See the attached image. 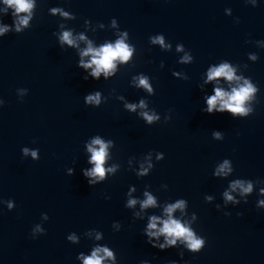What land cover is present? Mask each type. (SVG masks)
<instances>
[{
  "label": "water",
  "instance_id": "water-1",
  "mask_svg": "<svg viewBox=\"0 0 264 264\" xmlns=\"http://www.w3.org/2000/svg\"><path fill=\"white\" fill-rule=\"evenodd\" d=\"M54 6H63L77 18L51 14ZM6 7L0 0V21L13 25L12 31L0 37V98L5 101L0 108V264H79L78 253L87 252L95 239L94 234L89 239L83 233L92 228L104 233L103 243L116 251L120 264H140L144 259L151 264L173 260L179 264H264V206L256 208L264 199L258 191L264 187V0H255V6L253 0H34L29 27L19 33L14 30V9L5 12ZM113 17L130 33L126 42L136 47L133 59L118 65L113 78L104 80L102 75L99 81L84 80V71L77 67L79 50L67 45L60 48L53 33L84 32L99 46L118 38L120 29L110 26ZM85 19L106 26L87 27ZM159 33L171 49L150 42L149 37ZM179 43L185 45L183 51L177 50ZM84 47L81 41L80 48ZM189 49L193 63H178ZM225 59L237 75L251 77L259 86L248 102L255 112L247 118L201 111L204 94H212V84H203L202 77L206 78L209 65ZM174 70L180 72L179 77L172 75ZM141 72L152 78L155 95L130 85ZM184 73L187 80L182 79ZM21 88L29 89L23 101ZM94 90L109 97L98 108L84 103V96ZM120 95L124 100L118 99ZM140 98L161 114V122L149 126L124 109L125 100L138 102ZM169 110L172 119L165 123L163 116ZM213 130L224 135L216 139ZM96 134L115 141L105 167L120 164L121 169L93 187L81 170L92 167L86 163L90 153L84 142ZM24 146L39 148L40 159L24 158ZM149 151L163 152L165 158L155 163L153 152L155 168L137 178L128 167L138 169ZM132 156L137 159L128 164ZM225 159L233 172L228 178H215L214 168ZM69 167H75L74 175L67 174ZM237 177L253 179V192L232 193L241 203L233 207L229 202L226 210L231 215L225 216L215 204H223L228 180ZM132 184L137 187L132 195L138 200L145 199L144 191L152 192L159 204L186 198V219H191V212L197 213L193 226L206 237L205 248L199 253L182 248L162 251L148 244L142 235L146 217L132 219L140 204L131 210L124 206ZM163 184L167 190L160 187ZM206 194L213 195L212 203L205 202ZM7 199L16 202L12 211L3 203ZM161 211L149 208L145 213ZM45 212L49 215L46 222L41 218ZM114 221L122 224L119 232L112 229ZM37 223L46 234L32 239L30 232ZM73 231L81 236L79 244L67 240Z\"/></svg>",
  "mask_w": 264,
  "mask_h": 264
},
{
  "label": "clouds",
  "instance_id": "clouds-1",
  "mask_svg": "<svg viewBox=\"0 0 264 264\" xmlns=\"http://www.w3.org/2000/svg\"><path fill=\"white\" fill-rule=\"evenodd\" d=\"M3 4L7 7L4 9L7 12L8 8L14 9L12 15L16 17L14 20V30L16 32H22L29 27V21L33 18L34 0H2ZM255 6V0H253ZM21 13H27V15H20ZM51 14L59 13L62 18L75 20L76 14L72 11H66L63 6H54L50 9ZM239 22V18H238ZM84 25L91 27L98 25L100 28H104L106 25L103 22L93 24L90 19L84 20ZM109 25V24H108ZM110 26L118 28V38L114 42L111 40L106 41L99 46L94 45L91 39L80 32L78 35H73L72 29L63 30L62 33L54 32L53 35L57 38L60 48L65 49V45L78 49L79 59L77 61V67L82 69L85 73L84 80L89 78L99 81L103 75L104 80L113 78L118 74V65L127 64L133 59L136 47L134 44L127 43L126 41L130 37L128 30H122L120 28L117 18L113 17L110 21ZM60 28H64V24H59ZM13 30V25L0 21V37ZM152 44H159L164 49H171V43H165V36L163 33L154 34L149 37ZM86 43V47L80 48V42ZM185 45L183 43L177 44V50L183 51ZM251 59L256 60L255 54H250ZM87 58V59H86ZM194 61V56L189 49L179 61L180 64H191ZM160 67H164V63L161 62ZM174 77H179V71H173ZM189 77L186 73L183 74L184 80ZM151 77L143 72L134 75L131 79L130 85L136 88L145 90L150 96L155 95V88L151 83ZM203 84H212L211 93H205L203 96L204 107L201 111L208 114L216 113H228L234 119L247 118L254 114L255 109L251 107L248 102L252 101L257 92H259V86L254 83L251 77H245L243 75L236 74V68L228 60H222L218 64H211L207 68L206 78L202 77ZM221 80L226 82L221 83ZM200 87H203L202 85ZM20 100L28 95L29 89L21 88ZM109 97L105 96L100 90H94L87 93L84 96V103L90 107H100L102 104L108 101ZM120 100H124V96L118 97ZM5 101L0 98V108H3ZM124 109L130 113H135L139 118H143V121L151 126L161 122V114L155 108H149V104L146 99L140 98L138 102L124 101ZM140 109V111H137ZM165 123L172 119L171 110L163 116ZM224 133L221 130H213L212 136L216 139H220ZM84 147L87 150L86 163L92 165V167H84L81 171L86 178L87 183L90 186H96L97 184L105 182L110 176H115L117 170L121 169L120 164L109 165L105 167L106 161L109 159V148L115 147V141L112 139L105 140L100 134H96L84 142ZM24 158L31 157L36 161L40 159V149L24 146L21 149ZM155 153V163L162 161L165 158V154L160 151H149L144 161L140 162L139 168H129L134 172L137 178H143L148 176L155 168V163L152 161V153ZM137 159L132 156L128 159L127 163L130 164L132 160ZM147 165V166H145ZM234 170L233 165L229 159H225L217 167L214 168L212 175L215 178H228L229 174ZM75 167L67 168L68 175H74ZM254 181L253 179L246 178H234L228 180V186L223 191L224 201L223 204L216 203L217 210L224 212L225 216H230L231 212L227 211L229 202H232L233 207L240 205V200L237 199L232 193L238 192L240 196L251 194L253 192ZM151 187V185H146ZM162 189L167 190L168 185L163 184L160 186ZM137 191L136 185H129L126 193L125 208L131 210L134 209L137 203L140 204V210L132 212L133 221L144 220L146 217V224L142 229V235L146 237L147 243L154 248L160 250H167L170 248H182L192 253L201 252L206 244V237L199 234L194 228V224L198 220L196 212H191V219H186L189 215V202L186 198H177L174 201L165 202L159 204L157 197L150 191H144L143 196L145 199L138 200L133 197V193ZM259 193L264 194V187L258 189ZM106 199H110V196H106ZM206 203H212L214 197L211 194L204 196ZM3 203L9 211L16 208V202L14 199L4 200ZM244 203H248L247 200ZM264 206V199H260L257 209ZM149 208H161L160 214H146L145 210ZM177 210L180 211V215H174ZM243 215V213H238ZM43 221L49 220V215L45 212L41 214ZM122 228L120 221H114L112 223V229L119 232ZM46 234V229L41 224H35L30 232L32 239H37L40 235ZM95 236L92 246L87 252L81 251L78 253L76 259L79 264H120L116 251L107 243H103L105 237L104 233L98 229L92 228L83 233L84 237L91 238ZM67 240L72 244H79L81 236L75 231L67 235ZM181 259L184 258V251L179 253ZM140 264H151L150 260L144 259L140 261ZM170 264H179L178 261L173 260Z\"/></svg>",
  "mask_w": 264,
  "mask_h": 264
}]
</instances>
